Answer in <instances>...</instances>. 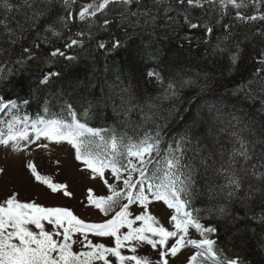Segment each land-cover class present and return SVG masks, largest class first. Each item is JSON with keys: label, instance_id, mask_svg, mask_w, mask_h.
Instances as JSON below:
<instances>
[{"label": "snow or ice", "instance_id": "snow-or-ice-1", "mask_svg": "<svg viewBox=\"0 0 264 264\" xmlns=\"http://www.w3.org/2000/svg\"><path fill=\"white\" fill-rule=\"evenodd\" d=\"M217 28L212 50L229 73L248 45H260L259 66L234 87L218 92L207 74L199 84L183 69L166 82L165 69L155 70L164 64L159 45L198 34L208 44ZM133 45L156 62L147 72L156 94L107 63ZM96 52L103 72L93 63L92 80L65 88L63 67L94 62ZM25 73L26 97L0 95V148L19 154L31 181L71 197L33 157L68 146L103 189L86 197L100 218L21 198L12 186L0 199V264H247L235 241L255 234L249 221L264 226V0H0V83ZM186 87L198 88L195 110L181 113ZM101 119L113 123L89 126ZM8 175L0 166V178ZM212 220L231 236L221 242Z\"/></svg>", "mask_w": 264, "mask_h": 264}, {"label": "trees", "instance_id": "trees-1", "mask_svg": "<svg viewBox=\"0 0 264 264\" xmlns=\"http://www.w3.org/2000/svg\"><path fill=\"white\" fill-rule=\"evenodd\" d=\"M74 11H78L77 6L74 7ZM241 27H243V25H241ZM76 30L77 28L75 27L72 29L73 32ZM221 34L222 30L217 28L214 34L208 37L210 41L208 44L203 43L199 34L192 40L191 44L185 42L180 47L177 46L178 42L175 40L164 42L159 45L161 49L160 57L164 60V64H161L159 68H155L156 62L149 61L147 57H138L134 51L135 45H133L131 49L120 48L115 53L110 54L107 58V63L109 66H114L115 69L123 68L131 71L134 76L132 86L146 89L147 92L151 94H156V90L160 86L155 77L147 76V72L153 68H155L156 71L165 69L163 74L166 82L170 79L168 73H177L179 69H183V73H180V75H183L185 79H197V77H199V84L204 83V75L207 74L211 83L216 84L217 91L223 92L225 88L234 87L235 84L239 83L245 77H248L255 68L259 66L254 60L260 45H248L242 53L237 67L229 73L225 69L227 58H221L215 55L212 50L216 38ZM100 35L104 39L108 38L107 34L101 33ZM120 38L122 39L123 37ZM94 45L95 41L92 42L93 47ZM69 54H75V51L70 50ZM95 57L96 59L94 62L91 58L85 60L82 57L79 64L75 67L70 65L68 67H63V64L57 65L58 68L63 67L62 83L64 87L70 88L77 83L83 85L92 80L94 78L92 71L93 63L99 70V73H102L105 63L104 55L103 53L96 52ZM221 73H223V75H221ZM28 75V73H25L23 76L13 79L12 82L8 84L0 83V95H4L5 97L11 96L13 98L26 97L31 87V81L28 79ZM220 85H223V87H220ZM177 87H179V85H177ZM197 91L198 88L194 90L192 87H186L181 90V95L184 97V103L180 108L181 113H183L184 109L195 110L193 101L196 100ZM83 95H87V93L84 92ZM112 123L111 120L104 121L101 119L91 122L89 126H104L105 124L110 125ZM77 166L80 167L79 165ZM209 223H214L220 228L219 236L221 242L231 236L230 226L229 229L226 230L221 221L212 220L209 221ZM248 223L250 228H254L256 232L255 234L250 231L243 232L241 237L235 241V250L246 258L247 264H264V226L252 221ZM238 226L244 228V224H239Z\"/></svg>", "mask_w": 264, "mask_h": 264}, {"label": "rangeland", "instance_id": "rangeland-1", "mask_svg": "<svg viewBox=\"0 0 264 264\" xmlns=\"http://www.w3.org/2000/svg\"><path fill=\"white\" fill-rule=\"evenodd\" d=\"M90 2L92 0H79L81 4ZM18 156L19 154H11L6 157L5 150L0 148V166L7 165L9 170L7 177L0 178V199L8 194L12 186H15L21 198H37L38 202L49 206H67L87 220L100 218L96 210L87 206L86 195L88 188H94L98 193H102L103 189L98 181L90 178L87 171L80 170L81 167L77 166L73 151L68 146L50 147L46 151L34 152L33 157L41 174L50 176L54 182L68 185V190L72 193L71 197H65L61 193L52 194L45 185L31 181L21 167ZM156 214L164 222L165 214L159 211Z\"/></svg>", "mask_w": 264, "mask_h": 264}]
</instances>
